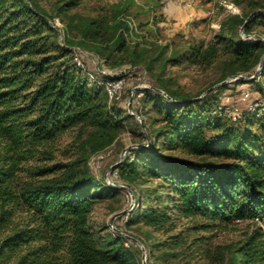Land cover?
Segmentation results:
<instances>
[{"label":"trees","instance_id":"16d2710c","mask_svg":"<svg viewBox=\"0 0 264 264\" xmlns=\"http://www.w3.org/2000/svg\"><path fill=\"white\" fill-rule=\"evenodd\" d=\"M81 1L63 0L57 12H68ZM255 10L264 11V0H252L243 15L226 17L208 42L200 40L166 58L167 45L161 46L146 70L152 72L155 63L160 70L181 63L205 70L226 56L225 73L254 71L264 56L259 38L264 14L248 18ZM113 19L105 14L72 27L80 44L84 39L101 43ZM241 27L247 36L257 34L242 39ZM64 40L59 44L49 17L33 0H0V264H138L130 240L114 232L101 245L89 225L94 202L119 190L78 161L55 160L54 142L69 130L87 131L86 143L99 150L123 129L103 86L76 65L72 42ZM125 44L120 33L114 48L122 50ZM260 71L264 75V63ZM154 88L140 91L141 100L156 109L163 126L147 133V143L131 149L113 169L134 196L125 225L166 236L147 245L148 256L164 249L170 257L186 252L212 264H264V144L251 131L257 124L264 133V101L261 112L245 111L230 121L216 112L208 94L179 96L160 80ZM140 93L132 95L131 108L137 107L133 98ZM222 122L246 129L239 133ZM182 220L188 226L174 232ZM238 223L245 227L230 257L212 255L201 233Z\"/></svg>","mask_w":264,"mask_h":264},{"label":"rangeland","instance_id":"374dc122","mask_svg":"<svg viewBox=\"0 0 264 264\" xmlns=\"http://www.w3.org/2000/svg\"><path fill=\"white\" fill-rule=\"evenodd\" d=\"M33 1L38 10L49 17L59 44L64 45V39L72 42L73 55L83 64L84 71L98 81H123L120 97L107 100L123 123V129L110 145L92 150V146L86 143L87 131L79 133L75 129L63 133L54 142L56 161H78L77 164L90 175L119 190L114 197L98 199L92 206L89 225L99 243L104 245L108 235L114 233L112 226L139 242L130 240V248L138 264H212L186 252L170 257L171 252L164 249L153 250L152 255L148 256L147 245L160 243L166 236L142 225H125L134 196L131 190L121 187L125 185L121 184L122 181L113 169L129 155L131 149L147 143L149 133L153 135L163 126L158 122L160 114L156 109L151 108V104L143 106L140 93L144 89L157 87L158 80L179 96L195 99L208 94L211 99L214 98L213 102L236 108L242 113L248 111L256 101H264V75H261L260 69L256 70L255 67L248 74L229 75L225 73L226 56L220 57L212 67L205 70L187 63L175 66L166 64L164 70H160L159 64L155 63L152 72L145 68L148 59L155 57L161 46L167 45L163 53V58H166L174 52L187 50L200 40H212L220 32V22L228 16L249 12L252 0H191L190 6L185 0H82L77 7L63 14L57 12V7L63 0ZM209 1L210 4L207 5ZM105 14L108 18L115 17L109 23L107 40L100 43L84 39L83 44H80L82 39L72 25ZM120 23L127 24V28ZM255 31L262 29L257 28ZM120 33L126 44L122 50H115L114 42ZM238 34L242 39H251L257 33L245 37L239 28ZM259 38L264 40L263 35ZM99 71L104 74L98 75ZM238 76L253 78L244 80ZM135 92L140 93L133 98L137 107L129 108L128 103ZM162 97L165 99V96ZM148 108H151L150 111ZM253 121H257V118ZM222 125L233 127L239 133L246 129V126L229 122H222ZM256 125L251 127V131L262 137V142L259 143L263 145L264 133ZM187 226L188 222L182 220L177 223L174 232ZM244 227L245 224L238 223L225 230L201 235L207 237L205 245L210 247L212 255L219 258L223 256L227 260L234 243L241 238ZM188 236L191 238L194 234L188 233Z\"/></svg>","mask_w":264,"mask_h":264},{"label":"built area","instance_id":"2783aa9c","mask_svg":"<svg viewBox=\"0 0 264 264\" xmlns=\"http://www.w3.org/2000/svg\"><path fill=\"white\" fill-rule=\"evenodd\" d=\"M187 5H191V0H185ZM74 61L77 66L83 68V64L74 57ZM104 74L103 71H99V74ZM89 75V74H88ZM101 76V75H100ZM90 79L94 80V82L101 84L104 88V91L106 92L108 100H112L114 98H118L121 95L122 89H123V81L122 79H112V80H106V81H98L97 79L93 78V76L89 75ZM262 103L260 101H256L248 111H254L258 110L261 112L263 110ZM216 112H218L220 115H223L230 121H236L242 116V112L237 111L236 108H229L221 104H217L215 107ZM125 245H127L125 243Z\"/></svg>","mask_w":264,"mask_h":264},{"label":"water","instance_id":"95a60500","mask_svg":"<svg viewBox=\"0 0 264 264\" xmlns=\"http://www.w3.org/2000/svg\"><path fill=\"white\" fill-rule=\"evenodd\" d=\"M256 13H262V14H264V11H263V10H255V11H253V12L248 16V18H249L250 16H253V15L256 14ZM248 18H247V19H248ZM247 19H246V20H247ZM240 32L243 34L242 27L240 28ZM243 36L247 37V35H245V34H243ZM263 63H264V56L262 57V59H261V61L259 62L258 66L256 67V70H259V69L261 68V66H262ZM238 78H243L244 80H250V79H252L253 77L245 78V77H242V76H238ZM154 90H156L157 92H159L160 94H162L163 96H165L166 98H168L169 100H171V99H170L169 97H167L166 94H164L161 90H158V89H156V88H154ZM129 100H130V98H129ZM129 104H130V102L128 103V105H129ZM129 108H130V106H129ZM130 114L133 115L132 113H130ZM141 125H142V124H141ZM147 141H148V140H147ZM121 187H122V188H125V189L128 190V191H130V189L127 188V187H125V186H121ZM131 198H132V195H131ZM132 200H133V199H132ZM111 228H112V230H113L115 233H118L119 235L125 237L126 239H129V240H131V241H134L135 243H139L136 239L132 238L131 236H128V235H126V234L120 232L119 230L113 228L112 226H111ZM142 264H144V263H142Z\"/></svg>","mask_w":264,"mask_h":264},{"label":"crops","instance_id":"0c3cea01","mask_svg":"<svg viewBox=\"0 0 264 264\" xmlns=\"http://www.w3.org/2000/svg\"><path fill=\"white\" fill-rule=\"evenodd\" d=\"M197 2H200L201 0H196ZM207 5L210 4V1L206 3Z\"/></svg>","mask_w":264,"mask_h":264}]
</instances>
